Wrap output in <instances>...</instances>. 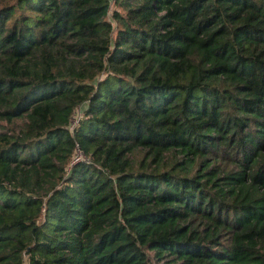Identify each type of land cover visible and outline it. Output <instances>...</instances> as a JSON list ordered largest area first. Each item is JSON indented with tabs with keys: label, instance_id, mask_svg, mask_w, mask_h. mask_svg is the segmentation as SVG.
<instances>
[{
	"label": "trees",
	"instance_id": "16d2710c",
	"mask_svg": "<svg viewBox=\"0 0 264 264\" xmlns=\"http://www.w3.org/2000/svg\"><path fill=\"white\" fill-rule=\"evenodd\" d=\"M0 264H264V0H0Z\"/></svg>",
	"mask_w": 264,
	"mask_h": 264
},
{
	"label": "built area",
	"instance_id": "2783aa9c",
	"mask_svg": "<svg viewBox=\"0 0 264 264\" xmlns=\"http://www.w3.org/2000/svg\"><path fill=\"white\" fill-rule=\"evenodd\" d=\"M75 117V118H74ZM81 118V113L80 110H77L75 114L73 115L71 121H70V129L73 130L74 127L77 125L79 119ZM79 161H87L86 158H84L79 151L76 152L75 157H74V162H79Z\"/></svg>",
	"mask_w": 264,
	"mask_h": 264
},
{
	"label": "rangeland",
	"instance_id": "374dc122",
	"mask_svg": "<svg viewBox=\"0 0 264 264\" xmlns=\"http://www.w3.org/2000/svg\"><path fill=\"white\" fill-rule=\"evenodd\" d=\"M76 112H77V110H76ZM75 114V113H74ZM75 118V117H74Z\"/></svg>",
	"mask_w": 264,
	"mask_h": 264
}]
</instances>
